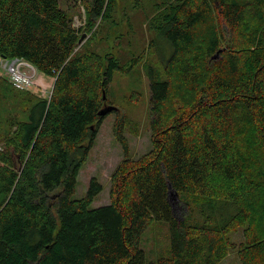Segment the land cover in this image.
I'll use <instances>...</instances> for the list:
<instances>
[{
	"label": "trees",
	"instance_id": "16d2710c",
	"mask_svg": "<svg viewBox=\"0 0 264 264\" xmlns=\"http://www.w3.org/2000/svg\"><path fill=\"white\" fill-rule=\"evenodd\" d=\"M162 1L149 26L172 51L144 63L151 148L131 159L119 117L123 159L109 203L91 208L102 186L93 177L76 199L77 176L113 75L129 70L76 48L116 1L92 0L79 30L61 0H0V56L55 78L49 98L0 79L13 103L0 100V264H145L154 221L168 224L170 247L148 264H220L233 249L242 264H264V0ZM218 203L236 215L213 224Z\"/></svg>",
	"mask_w": 264,
	"mask_h": 264
},
{
	"label": "rangeland",
	"instance_id": "374dc122",
	"mask_svg": "<svg viewBox=\"0 0 264 264\" xmlns=\"http://www.w3.org/2000/svg\"><path fill=\"white\" fill-rule=\"evenodd\" d=\"M91 1L61 0V7L65 8L72 17L73 27L79 30L84 28L85 9L89 8L88 5ZM115 1L114 12L110 18L104 21L101 18L97 19L93 28H96V30L95 32L92 31L94 34L81 32L80 39L83 38L76 48V50H79L82 47L81 50L94 52L103 58L112 57L118 60L121 65L128 66L129 70L124 74L115 73L113 75L106 94L108 99L105 106L117 107L118 113H110L104 116L98 128L94 145L77 176V186L74 193L76 199L86 195L90 180L93 177L97 178L102 186V191L92 202L91 208H99L109 203L110 180L113 172L123 159L121 145L115 140L113 133L114 127L120 120L119 117L125 119L123 136L127 140L131 159H138L151 148L149 77L144 63L148 61L151 65H154L157 62L156 56H158L161 48L164 49L162 56L165 59L169 57L172 51V46L165 40L158 38L149 26V20L156 13V4L162 3V0ZM161 6L163 7L164 4ZM151 43H153L154 53L153 50L149 51ZM137 57L140 58L139 61L132 63ZM2 58H0V79L4 78L2 73L5 68L4 62L1 63ZM26 64L22 69L28 71L30 67H33L36 73L32 79L34 84L31 90L33 92H24L42 98H49L55 78L38 72L27 61ZM7 84L11 85L8 82ZM0 100L4 109H10V104H13L11 97L7 95L2 96L0 94ZM236 210L235 206H220V203H218L213 210V224L230 220L231 216L236 215ZM195 219L197 220L196 215ZM197 222L204 223L205 221L200 219ZM243 231L244 229L240 227L236 232L229 235L236 245L241 243ZM141 240L140 248L145 254V264L156 261L158 257L167 256L170 247L168 224L154 221ZM220 264H242L237 249L230 250Z\"/></svg>",
	"mask_w": 264,
	"mask_h": 264
},
{
	"label": "built area",
	"instance_id": "2783aa9c",
	"mask_svg": "<svg viewBox=\"0 0 264 264\" xmlns=\"http://www.w3.org/2000/svg\"><path fill=\"white\" fill-rule=\"evenodd\" d=\"M2 62H4L3 65H5L2 76L7 80L8 83L21 91L33 92L31 90L34 84L32 79L35 77L34 74L36 73L33 67H30L28 71L22 69L24 65H27L26 61L22 59L2 58L1 63Z\"/></svg>",
	"mask_w": 264,
	"mask_h": 264
},
{
	"label": "water",
	"instance_id": "95a60500",
	"mask_svg": "<svg viewBox=\"0 0 264 264\" xmlns=\"http://www.w3.org/2000/svg\"><path fill=\"white\" fill-rule=\"evenodd\" d=\"M82 38H83V37H82ZM82 38L79 39V44L81 43ZM218 54H219V53H216V54L212 57V59H213V60L217 59ZM114 109H115V108L112 107V106L106 107L105 109H103L102 111L99 112V115H100V116H105L106 114L110 113V112L113 111ZM168 194H169V198H170V199H172V200L177 199V194H176L173 190H171V187H170V186H169V193H168Z\"/></svg>",
	"mask_w": 264,
	"mask_h": 264
},
{
	"label": "bare ground",
	"instance_id": "6f19581e",
	"mask_svg": "<svg viewBox=\"0 0 264 264\" xmlns=\"http://www.w3.org/2000/svg\"><path fill=\"white\" fill-rule=\"evenodd\" d=\"M175 192V191H174ZM176 193V192H175ZM177 194V193H176ZM170 199V198H169ZM177 199H178V196H177ZM177 199H175V200H172V199H170V201H176Z\"/></svg>",
	"mask_w": 264,
	"mask_h": 264
}]
</instances>
